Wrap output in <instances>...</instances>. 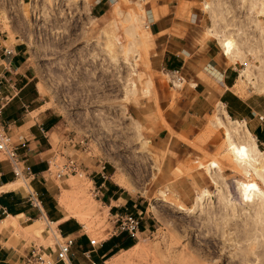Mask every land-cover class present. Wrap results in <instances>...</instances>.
I'll return each instance as SVG.
<instances>
[{"label":"rangeland","instance_id":"rangeland-1","mask_svg":"<svg viewBox=\"0 0 264 264\" xmlns=\"http://www.w3.org/2000/svg\"><path fill=\"white\" fill-rule=\"evenodd\" d=\"M91 2L0 0L1 36L7 42L23 40L44 105L57 119L48 132L49 153L64 133L88 140L84 151H70L85 164L84 174L34 177L30 185L14 179L11 188L29 196L26 190L32 186L37 199L53 203L64 223L77 226L71 247L77 264H86L80 251L89 247L87 236L105 240L117 234L111 213L123 206L120 197L128 196L135 204L125 200L120 211L138 215L141 228L127 247L91 251L98 264H264V138L240 122L234 129L237 123L223 121L218 106L201 129L192 127L197 133L187 140L193 152L183 158L185 163L164 172L159 140L172 130L162 119L159 84L173 96L178 80L148 65L152 36L146 9L151 0H107L98 10L91 9ZM229 24L216 37L231 60L239 49ZM254 48L248 43L242 48L259 60L256 65L247 60L246 76L255 74L258 90H263L264 49ZM243 80L241 76L236 87L242 89ZM207 136L210 140L200 146ZM95 157L104 162V178L95 173ZM90 178L98 186L96 195L90 192ZM42 182L47 190L39 194ZM35 217L23 224L9 218L12 234L25 244L45 245L50 242L45 218ZM45 217L54 221L51 226L63 228Z\"/></svg>","mask_w":264,"mask_h":264},{"label":"crops","instance_id":"crops-1","mask_svg":"<svg viewBox=\"0 0 264 264\" xmlns=\"http://www.w3.org/2000/svg\"><path fill=\"white\" fill-rule=\"evenodd\" d=\"M106 2L92 0L91 9L98 10ZM204 3L207 5L204 6ZM146 20L152 36L148 54L150 69L180 76L173 96H170L169 88L159 84L163 88L159 98V102L164 103L160 109L162 119L172 130L159 140V145L163 147L162 170L170 173L176 164L185 163L183 158L193 152L187 140L197 133L192 127L199 126L198 130L201 129L206 123V115L218 106L223 121L237 120L252 135L256 136L254 132L258 130L264 138V119L258 118L259 114L264 115V89L258 90V85L254 83L255 74L246 76L245 66L247 60L254 65L259 64V60L251 53L242 52L247 43L255 47L254 50L257 46L264 49V0H151L147 5ZM228 22L232 27L235 50L239 49V53L234 51L231 60L224 54L216 37V34L225 32ZM6 40L7 36H1L0 31V46L5 43L14 50L12 81L0 83V100L3 102L0 122L16 146L22 170L25 172L28 168L32 173L30 180L34 177L39 180L38 177L44 174L51 149L48 132L57 119H54V112L44 105L46 100L37 88L39 85L36 86L23 40ZM241 76L246 79L242 89L236 87ZM210 137H201L200 146ZM13 177L8 160L0 157V221L17 216L18 223L23 224L26 220L35 219V216L45 218V214L49 213L55 222L63 225L62 233L73 234L78 229L74 224L64 223L63 217H59L61 211L53 203L39 200L37 206L21 189L8 187L14 183ZM47 178L51 177L42 179ZM42 184L39 194L47 190L45 182ZM29 187L27 190L32 189V186ZM120 198L118 205L125 207L126 198ZM128 198L134 205V199L131 196ZM121 207L115 208V211H120ZM28 244L20 236L12 234L11 224L1 226L0 264H25L23 257Z\"/></svg>","mask_w":264,"mask_h":264},{"label":"built area","instance_id":"built-area-1","mask_svg":"<svg viewBox=\"0 0 264 264\" xmlns=\"http://www.w3.org/2000/svg\"><path fill=\"white\" fill-rule=\"evenodd\" d=\"M14 50L7 44L3 43L0 46V83L2 81L11 82V74L14 73L13 57ZM176 80L180 79V76H173ZM179 84V83H178ZM177 84V85H178ZM3 102L0 100V113ZM260 120L264 119V115L259 114ZM88 146V140L85 136L79 134L64 133L61 135L56 143V146L51 150L48 159H46V167L44 174L41 177H51L60 179L68 174H84L87 169H84L85 164L78 160L77 156L70 153L71 150L84 151ZM51 147V145H50ZM52 148V147H51ZM0 153L5 159L8 160L11 171L14 178L23 175L30 180L29 175L32 173L26 169L24 172L19 164V159L16 154V146L10 140V136L7 133L6 128L0 122ZM58 157V158H57ZM94 164L99 166L95 169V173L100 177H106L104 173V162L99 157L94 158ZM90 172V171H89ZM25 174V175H24ZM87 177V174H86ZM91 183L90 192L96 195L98 192V186H95L94 180L89 179ZM103 181V179H102ZM101 184V183H100ZM29 193L31 201L39 206V199L36 197V192L32 189ZM113 217L114 233L121 231L126 232L130 236H135L139 231L140 218L135 213L129 210L114 211L111 213ZM46 218V217H45ZM45 237L50 238V242L47 244H36L34 242L28 244L27 251L24 254L23 260L25 264H75L73 261V252L71 250L72 245L75 243L76 236L71 233H62L57 225L51 226L46 219ZM82 227V225H81ZM103 241V238H95L87 236L88 248L82 250V256L86 260V264H97L96 259L90 256V252L99 247Z\"/></svg>","mask_w":264,"mask_h":264},{"label":"trees","instance_id":"trees-1","mask_svg":"<svg viewBox=\"0 0 264 264\" xmlns=\"http://www.w3.org/2000/svg\"><path fill=\"white\" fill-rule=\"evenodd\" d=\"M262 130L264 131V125L262 126ZM254 134L260 139L262 134L256 130ZM39 200L42 202L41 198L39 197ZM129 203V199H126V204ZM43 207L45 208V204H43ZM113 209V208H112ZM48 213V211H47ZM48 215H50L48 213ZM141 220H139V227L141 228ZM63 231L64 229L61 228ZM133 242L132 236L128 235L126 232L121 231L117 234H111L108 236L105 240L102 241L101 245L99 246L100 253L104 252L106 249H110L109 252L116 250L119 247H127ZM96 259V258H94ZM97 260V259H96ZM98 264V263H97Z\"/></svg>","mask_w":264,"mask_h":264},{"label":"bare ground","instance_id":"bare-ground-1","mask_svg":"<svg viewBox=\"0 0 264 264\" xmlns=\"http://www.w3.org/2000/svg\"><path fill=\"white\" fill-rule=\"evenodd\" d=\"M215 10V9H214ZM221 11V10H220ZM218 12V11H217ZM225 12V11H224ZM222 15V14H221ZM223 19V18H222ZM219 36V35H218ZM223 37V36H222ZM225 37V36H224ZM222 43V42H221ZM234 55V54H233ZM247 70V69H246ZM242 71H244V70H242ZM248 73V72H247ZM175 84H178V82H175ZM255 84H256V82H255ZM254 84V85H255ZM238 88V87H237ZM259 89V88H258ZM233 122L234 123H237V125L235 124H233V128L234 129H238V128H236L239 124V121H237V120H233ZM242 125V124H241ZM236 126V127H235ZM238 127H240V125L238 126ZM231 128H232V126H231ZM234 129H232V130H234ZM251 148V147H250ZM251 150V149H250ZM253 150V149H252ZM15 179H20V180H22L24 183H26V184H28V185H30L29 184V182H28V180H27V178L26 177H24L23 175H20V176H17V177H15ZM25 184V185H26ZM14 185V183H11V184H9L8 185V187H12ZM7 187V186H6ZM14 187V186H13ZM25 187H28V186H25ZM30 188V187H29ZM27 192H31L32 190L30 189V190H26ZM249 202H253L252 201V199H251V196H249ZM222 209H226L227 210V207H225V206H223L222 207ZM220 211H221V209H220ZM68 213V212H67ZM258 213V212H257ZM227 214V213H226ZM64 216H65V214H63ZM9 218H12V219H16L17 220V216H9L8 218H6V219H3V220H1L0 221V227L1 226H5L6 224H11L12 225V231L13 230H15V226H14V224L9 220ZM36 222H37V220H35ZM47 220L45 219V222H46ZM262 221V220H261ZM52 223H53V221H52ZM260 223H262V222H260ZM37 224L35 225V226H33L30 230L32 231V232H34L35 230H36V228H37ZM30 227V226H29ZM29 227H28V229H29ZM30 231V232H31Z\"/></svg>","mask_w":264,"mask_h":264}]
</instances>
